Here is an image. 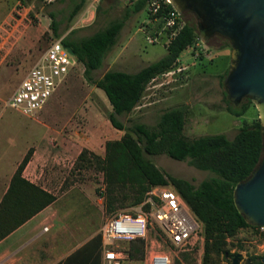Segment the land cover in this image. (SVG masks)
Masks as SVG:
<instances>
[{"label": "rangeland", "instance_id": "obj_1", "mask_svg": "<svg viewBox=\"0 0 264 264\" xmlns=\"http://www.w3.org/2000/svg\"><path fill=\"white\" fill-rule=\"evenodd\" d=\"M76 1L55 0L46 3L44 0H0V18L3 12L8 15L2 21L3 31H0V151L6 149L11 158L15 149L27 140L25 154L28 151L32 154L34 145L44 134V128L58 130L51 141L63 148L59 144V139L63 137L61 142L69 148L65 155H57L53 164L43 166L44 180L39 182L56 195L74 184L92 187L100 200L104 221L117 211L130 210L135 206L131 205V201L140 187L128 176L108 169L103 162L106 142L120 139L125 130H118L110 124L108 114L111 106L104 92L84 78L82 64L78 63L68 70L63 82L43 107L31 116L5 107V101L52 40L67 35L73 38L87 36L115 19H123L124 24L102 65L93 72L94 78H99L108 69L136 72L165 55L167 50L160 42H149L148 37L157 34L160 27L145 7L125 15L129 10L125 1L99 0L89 6L91 0H86L69 20ZM49 12L55 15L59 37H55L49 28ZM182 15L184 22L197 24L194 13L185 11ZM43 22L46 23V30L36 31ZM230 48L229 41L218 34L205 41L197 40L180 53L173 69L157 75L147 84L138 105L129 114L118 115L117 118L125 125H129V119H132L153 126L164 110L185 104V136L194 138L223 133L231 139L243 123H251L258 115L252 103L240 116L226 109L222 81L229 65ZM76 149L84 153L81 161L77 160L79 153L75 155ZM148 157L163 173L187 179L195 185L214 176L211 171L195 168L187 160H175L165 154ZM16 169L11 174L7 171L5 175L12 178ZM11 178L9 182H4L8 183V187ZM36 186L41 188L40 185ZM19 189L22 190L19 191L20 201L15 198L7 201L11 205L9 210L13 211L11 214L22 216L46 198L25 187ZM110 203L111 210H108ZM150 240L154 241L149 248L151 252L168 251L167 238L163 230L155 225L149 230L147 240H143V257L139 254L131 256L130 244L120 243L127 254L123 264H148L149 254L145 251V243L150 244ZM225 247L230 253H239L240 264H246L251 257L264 255V231L256 226L243 228L227 238ZM203 248L204 237L186 250L189 263L201 264ZM181 252L184 251L172 253L173 264L176 260L189 264ZM231 258L229 256L223 260L217 257V261L219 264H231Z\"/></svg>", "mask_w": 264, "mask_h": 264}, {"label": "trees", "instance_id": "obj_2", "mask_svg": "<svg viewBox=\"0 0 264 264\" xmlns=\"http://www.w3.org/2000/svg\"><path fill=\"white\" fill-rule=\"evenodd\" d=\"M84 1L75 2L69 20L80 10ZM146 1L137 0L125 15L142 10ZM49 18V28L55 37H59L54 13L49 12ZM123 24V19H115L87 36L73 38L67 35L61 38L62 44L70 46L76 60L82 64L84 78L104 92L111 106V112L108 114L110 124L118 130H125L120 139L106 142L103 162L116 174L128 176L130 181L139 184L140 188L134 195L131 205L139 204L151 186L171 184L202 222L204 248L201 264H219L217 257L227 260L229 256L235 255L225 247L227 238L233 237L243 228L255 227L247 224L243 215L236 210L232 200V189L237 182L249 176L260 161L264 137L259 119L256 118L251 123H243L231 139L223 133L204 134L194 138L185 136L183 133L187 115L185 104L164 110L153 126L132 119H129V125L123 124L117 116L129 114L138 105L147 84L157 75L173 69L180 53L199 40L196 25L185 21L176 35L165 45L167 52L159 59L136 72L108 69L99 78H94L93 72L102 65L106 53L116 43ZM227 70L228 67L223 79ZM225 100L227 111L236 116L244 114L248 105L252 103L248 97L243 98L238 105L229 102L227 96ZM157 154H165L175 160H187L195 168L211 171L214 176L195 185L187 179L165 174L148 157ZM30 156L31 151L24 155L1 199L0 223L1 219L4 220L9 215L13 216V220L10 225L0 228V238L55 198L54 195L22 178V169ZM82 158L84 153L81 151L77 160L81 161ZM19 187H25L36 195L46 198L22 216L11 214L13 211L5 213L2 208L9 199L15 198L20 201L19 191L22 190ZM107 209L111 210V203L108 204ZM96 243L100 247L99 235L74 251V255L91 252ZM143 243V239L129 242L132 248L130 255L139 254L143 257ZM181 253L189 263L188 252ZM260 258L251 257L250 263L263 264ZM174 264L183 263L176 260Z\"/></svg>", "mask_w": 264, "mask_h": 264}, {"label": "built area", "instance_id": "obj_3", "mask_svg": "<svg viewBox=\"0 0 264 264\" xmlns=\"http://www.w3.org/2000/svg\"><path fill=\"white\" fill-rule=\"evenodd\" d=\"M51 3L55 0H44ZM99 0H91V5ZM129 6L137 0H122ZM145 9L159 23L158 33L148 37L150 43L160 42L164 46L176 35L184 24L182 13L177 12L169 0H147ZM78 64L61 38L52 40L39 59L28 70L18 87L5 101V107L22 115L31 116L43 107L45 102L63 82L70 68ZM159 226L166 238L168 251L151 252L148 264H173L174 251H186L196 240L203 239L202 222L193 214L171 184L151 186L144 199L130 210H120L106 218L99 229L102 247V264H123L127 254L120 243L136 239L147 240L148 233ZM264 231V226H256Z\"/></svg>", "mask_w": 264, "mask_h": 264}, {"label": "crops", "instance_id": "obj_4", "mask_svg": "<svg viewBox=\"0 0 264 264\" xmlns=\"http://www.w3.org/2000/svg\"><path fill=\"white\" fill-rule=\"evenodd\" d=\"M132 7L133 5H127L128 9ZM7 18L8 15L3 12L0 31H3L2 21ZM45 26L46 23L43 22L42 27L36 31L46 30ZM44 129V134L34 145L35 149L22 169L21 176L34 185H40L55 198L0 238V264H102L101 239L100 247L96 243L91 252L74 255V251L99 235L104 212L95 190L89 186L74 184L56 195L39 182L44 180L43 166L53 164L57 155H65L69 148L61 142L63 137L59 139L63 148L51 141L52 135L55 136L58 130L50 127ZM26 142L27 140L15 149L11 158L6 149L0 151V202L8 188V183L4 182H9L11 178V175L6 176L5 173L15 171L25 155ZM78 153L79 150L76 149L75 155ZM10 206L5 203L2 210L8 213L12 210H9ZM12 220L11 215L1 219L0 228L10 225Z\"/></svg>", "mask_w": 264, "mask_h": 264}, {"label": "water", "instance_id": "obj_5", "mask_svg": "<svg viewBox=\"0 0 264 264\" xmlns=\"http://www.w3.org/2000/svg\"><path fill=\"white\" fill-rule=\"evenodd\" d=\"M173 8L192 12L199 39L214 34L230 43L227 73L222 81L229 102L238 105L248 97L257 110L264 137V0H169ZM67 51L74 55L71 47ZM257 166L232 189L233 204L251 226H264V139ZM240 254L231 264H240ZM264 264V255L260 258Z\"/></svg>", "mask_w": 264, "mask_h": 264}, {"label": "flooded vegetation", "instance_id": "obj_6", "mask_svg": "<svg viewBox=\"0 0 264 264\" xmlns=\"http://www.w3.org/2000/svg\"><path fill=\"white\" fill-rule=\"evenodd\" d=\"M241 258V257H240ZM240 261H241V259H240ZM246 264H251L250 263V260H246Z\"/></svg>", "mask_w": 264, "mask_h": 264}]
</instances>
